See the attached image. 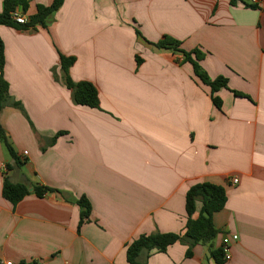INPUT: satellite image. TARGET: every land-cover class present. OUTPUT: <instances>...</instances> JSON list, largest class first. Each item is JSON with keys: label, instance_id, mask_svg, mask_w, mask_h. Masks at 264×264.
<instances>
[{"label": "crops", "instance_id": "crops-1", "mask_svg": "<svg viewBox=\"0 0 264 264\" xmlns=\"http://www.w3.org/2000/svg\"><path fill=\"white\" fill-rule=\"evenodd\" d=\"M52 1L15 12L30 20ZM166 36L227 79L220 109L180 53L150 44ZM0 37L10 96L0 127L14 152L0 136V264H129L141 235L184 233L200 183L226 191L218 236L139 263L217 264L213 252L238 236L224 264H264V0H65L46 27L0 26ZM60 55L76 58L69 76L97 88L99 108L73 102ZM6 179L28 189L15 206ZM82 197L91 215L80 224Z\"/></svg>", "mask_w": 264, "mask_h": 264}, {"label": "trees", "instance_id": "trees-1", "mask_svg": "<svg viewBox=\"0 0 264 264\" xmlns=\"http://www.w3.org/2000/svg\"><path fill=\"white\" fill-rule=\"evenodd\" d=\"M65 0H53L51 5L37 6V11L30 17L28 24L19 25L13 18L18 7H21L23 12H26L29 7L30 0H4V10L0 14V26H6L14 29H22L42 25L46 27L52 21L53 15L61 8ZM22 27V28H21ZM136 34L139 38H143L140 31L136 29ZM159 50H169L173 53H180L183 56V62L192 66L194 76L205 86L210 88L211 98L214 105L220 109L222 102L216 96L222 89H228V81L224 77H218L214 80L210 79L205 70L201 67V62L205 58V54L200 49H193L186 51L181 48L180 42L170 37H164L157 43H150ZM137 63L141 64V59L136 57ZM76 62L74 56L60 55L61 70L65 76V85L67 89L72 92L73 102L78 106L89 108H99V94L97 88L86 81L74 82L69 76V71ZM5 68V46L0 37V112L8 102L9 84L4 78ZM236 96H242L237 92H233ZM19 106V103H14ZM0 136L5 143L8 151L14 156L4 131L0 127ZM52 190L46 187H37L35 192L41 196L46 192ZM3 197L12 205L20 203L25 196L28 195V189L21 184H13L8 179L5 180L2 191ZM201 202V209L197 219L193 216L197 212V204ZM227 201V195L224 188L210 183H200L192 186L186 194V214L187 223L184 233L181 234H150L141 235L129 245H127L126 256L129 264H140L139 257L142 252L146 251L148 254L165 253L167 249L184 240L190 243V246L197 244H209L219 234V231L213 225V215L223 210ZM82 209L81 222L82 224L91 215V205L89 201L82 197L78 201ZM191 250H187V257H191ZM213 257L217 264H224V253L220 249L213 252Z\"/></svg>", "mask_w": 264, "mask_h": 264}, {"label": "built area", "instance_id": "built-area-1", "mask_svg": "<svg viewBox=\"0 0 264 264\" xmlns=\"http://www.w3.org/2000/svg\"><path fill=\"white\" fill-rule=\"evenodd\" d=\"M249 1L251 4H256V3H258L259 0H249ZM12 18L19 25H26L29 22V20L27 19V17H25V15L17 13V12L12 14ZM3 168H4V166H3ZM231 182L233 184H237L239 182V180L237 177H233L231 179ZM237 240H238V236H233L230 239L226 237L224 239L223 245H222V250L224 253L225 261H229L231 259V254H230L231 242L232 241L236 242ZM7 264H11V263H7Z\"/></svg>", "mask_w": 264, "mask_h": 264}]
</instances>
